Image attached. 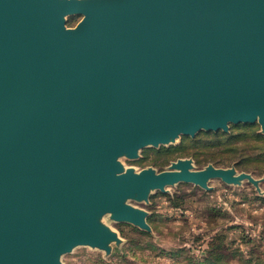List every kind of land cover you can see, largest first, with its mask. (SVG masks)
Returning <instances> with one entry per match:
<instances>
[{"label":"water","instance_id":"water-1","mask_svg":"<svg viewBox=\"0 0 264 264\" xmlns=\"http://www.w3.org/2000/svg\"><path fill=\"white\" fill-rule=\"evenodd\" d=\"M254 121L264 132V0H0V264L108 250L104 213L148 229L129 199L250 178L118 158Z\"/></svg>","mask_w":264,"mask_h":264},{"label":"rangeland","instance_id":"rangeland-1","mask_svg":"<svg viewBox=\"0 0 264 264\" xmlns=\"http://www.w3.org/2000/svg\"><path fill=\"white\" fill-rule=\"evenodd\" d=\"M81 18L69 13L65 25L73 27ZM217 131L224 137L215 143L201 129L168 144L143 146L136 157L123 154L118 161L124 170L160 171L190 158L196 168L233 167L250 178L237 183L211 178L208 188L179 182L151 189L145 200L131 198L130 205L145 211L148 229L104 213L99 221L116 234L109 249L77 244L60 256V264H264V139L258 135L264 132L258 121ZM171 145L179 147L165 149Z\"/></svg>","mask_w":264,"mask_h":264},{"label":"trees","instance_id":"trees-1","mask_svg":"<svg viewBox=\"0 0 264 264\" xmlns=\"http://www.w3.org/2000/svg\"><path fill=\"white\" fill-rule=\"evenodd\" d=\"M208 135H210V137H208V142L209 143H215L217 142L219 139L224 137V134H221L219 131H209L207 132ZM261 138L264 139L263 135L258 134ZM226 139V138H224ZM179 145H171L169 147H166L165 149L170 150V149H174V148H178Z\"/></svg>","mask_w":264,"mask_h":264}]
</instances>
